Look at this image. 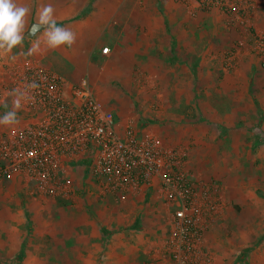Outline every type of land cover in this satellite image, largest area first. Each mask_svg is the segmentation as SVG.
<instances>
[{
    "label": "crops",
    "instance_id": "0c3cea01",
    "mask_svg": "<svg viewBox=\"0 0 264 264\" xmlns=\"http://www.w3.org/2000/svg\"><path fill=\"white\" fill-rule=\"evenodd\" d=\"M36 1L2 0V18L14 24V29L7 32L2 28L0 32V133L32 121L15 107V96L10 91L7 75L11 66L31 61L20 60L18 54L21 50L26 49L24 54L27 55L37 54L46 66L38 62L39 65L47 69L51 67L52 59L69 60L75 68L74 74L63 76L52 67L49 70L73 85L85 78L81 76L83 72L87 73L89 78L86 79L92 84L94 67L99 69V65L107 60L113 69L111 74L120 75L121 69L137 66L148 72L157 84L163 83L161 78L168 70H175L174 84L189 85L193 99L206 100L210 107L207 115L202 109L199 114L188 117L194 129L189 131L185 128L183 135L189 132L185 142L190 139L189 143L195 151L203 149L202 153L194 156L212 165L210 171L217 166L215 169L229 190L237 188L228 179V174L235 171L240 178L243 177L240 166L247 162L218 158L216 154L220 156L221 153L214 149L225 148L223 142L230 148L239 145L234 134L245 127L258 129L251 148H264V108L250 112L249 107L257 106V100L245 91V88H252L254 78L264 82V69L258 56L249 51L250 47L232 48L235 53L231 58L233 62L227 63L229 65L222 57L237 37L240 28L238 18L245 19L246 14H250L251 30L264 32V0H250V7L239 12L241 15L238 17L232 11L240 5V0H223L228 4L227 10L216 6L203 10L195 0L186 3L180 0ZM31 3L37 4V7L44 4L53 7L47 20L64 21V24L55 27L53 33L48 32L39 38H35L37 33L31 39L24 38L29 25L21 17L22 7ZM43 37L46 38L40 46L41 50L34 49L33 46L37 47ZM93 47L99 52L91 68V62L84 61L80 56ZM101 48H108L110 55L103 54ZM203 62L210 65L205 85L210 84V88L203 87L205 78L201 77V72L206 69ZM229 66L238 71L231 74L226 69ZM167 78L168 84L170 77ZM199 82L203 84L202 88ZM95 93L100 99L102 95ZM221 95L224 97L221 98ZM100 100L106 107L112 106L106 100ZM208 115L213 119L209 120ZM256 117L257 121L250 120ZM125 123L123 114L117 117L118 131ZM141 126H136L138 132H150L147 127L143 128V124ZM209 126L215 127L217 133L210 136L211 141L200 135ZM232 131L234 133L229 135ZM215 157L219 163H214ZM90 159L91 156L86 155L68 163L72 186L68 200L55 201L57 199L32 194L31 185L20 176L0 179V264L6 261L8 264L11 261L16 264H22V261L33 264H172L167 241L173 208L166 204L157 182L138 192L103 195L98 180L88 172ZM209 159H212L211 164ZM184 165L189 173L197 171L189 158ZM205 173L207 176L208 173ZM258 175H261L260 170ZM223 218L222 214L214 217V223H210L204 235L203 247L212 255L214 264L227 263L223 253L215 255L212 251L217 244L222 245L216 232L221 227L219 220Z\"/></svg>",
    "mask_w": 264,
    "mask_h": 264
},
{
    "label": "built area",
    "instance_id": "2783aa9c",
    "mask_svg": "<svg viewBox=\"0 0 264 264\" xmlns=\"http://www.w3.org/2000/svg\"><path fill=\"white\" fill-rule=\"evenodd\" d=\"M195 1L203 10L228 9L223 0ZM250 5V0H240L232 12L238 17ZM254 49L264 62V35H257ZM108 51L102 49L103 54ZM7 72L15 107L32 121L0 133V179L20 176L32 194L69 199L68 163L89 155L88 172L103 195L138 192L156 181L173 208L167 241L172 264H214L203 247L204 235L209 218L221 206V195L184 169L179 150L151 133L138 132L131 120L118 131V111L102 103L86 78L69 84L35 61L15 64Z\"/></svg>",
    "mask_w": 264,
    "mask_h": 264
},
{
    "label": "rangeland",
    "instance_id": "374dc122",
    "mask_svg": "<svg viewBox=\"0 0 264 264\" xmlns=\"http://www.w3.org/2000/svg\"><path fill=\"white\" fill-rule=\"evenodd\" d=\"M1 6L2 0H0V9ZM22 10L23 13L21 14V17L22 19H26L29 26L33 23L52 24L51 26L38 31L35 38H39L48 32L53 33L55 27H61L64 24V21L55 22L47 20L48 13L50 14L49 16H51L53 10V7H50L49 5L44 4L37 7V4L31 3L24 5ZM246 17L244 19L246 22L240 24V28L237 30V37H235L234 43H231L232 45H230V48L228 49L229 51L227 50L228 52L226 51L227 53L225 52L226 54L224 53L222 58L225 59V64L228 62L231 63L233 62L231 58L235 53L233 50L234 48L239 49L241 47L243 49L244 47H248L249 49L250 47L251 50L249 51L258 56L260 59V65L262 69H264L262 56L254 49L255 38L257 35H264V32H253L251 30L252 22L250 14H246ZM6 20L8 23H6ZM9 26L14 29V24L8 19L2 18V11L0 10V32H2V28L9 32ZM44 38L46 37L40 38L37 47L33 46L34 49L39 48V50H41L40 46L43 44L42 42L45 40ZM94 50L95 48L93 47L90 52L86 50L83 52L84 54L80 56L84 61L87 62L89 60L91 62V68L94 65L93 60L97 57L96 54L98 55L99 52L98 50H95L96 52L91 53ZM24 53H26V49L21 50L18 54L20 60L29 59L46 66L40 61V57L36 56L37 54L27 55ZM109 55L110 52L107 53V56ZM227 58H229V60ZM105 62L106 63L103 62L99 65V69L96 70L95 67L93 69L95 71L93 74V81L92 84L89 83L92 85L91 87H94L93 90L100 93L99 96L102 95V100H106L108 104L110 103L109 105H112L109 108L117 110L119 116L123 114L125 121L131 120L135 126L138 127L143 124V128L147 127L146 129L150 131L149 133L152 132L151 134L160 138L165 144H167V146L179 150L183 155L184 161L189 158L193 167L197 170L194 173L191 171V174L194 175L198 183L216 187L218 194L221 195V206L219 207L218 212L209 218L210 226V223H214L212 220L214 217H218L221 214L224 217L219 220V226L221 227L216 232L218 236L220 235L222 245L217 244L212 249V251L215 252V255L216 253H223L222 255L227 261V263L225 262L226 264H264V173H262L264 170V148H251L252 141L254 140L253 138L258 133V129L245 127L240 133L235 132L234 135L236 140H238L239 145L232 146L233 148L226 147L227 145H224V142L223 144L219 143L218 145L222 144L226 149L223 148L216 150L213 148L215 151L221 153L220 156L216 154L218 158L228 157L229 159L235 158L239 161L245 160L247 162V164L240 166V169L244 172L243 177L240 178L235 171L228 174V179H231V182L235 183L237 187L229 190L226 186L227 183L221 181L218 173L219 171L215 169L217 166H213V169L210 171L209 168L212 167V165L205 164V161L202 162L200 158L196 157L198 152L202 153L203 149H197V151H195L192 149L190 145L191 143H189L190 139L189 142H185V139L189 138V132L186 135H183L185 128H188L187 130L189 131L194 129L193 122L189 121L190 119L188 118L190 115L197 114L199 110L202 109L204 110V115H207L210 109V107L207 106L208 101H203L201 98H199L201 101L194 100L193 91L192 89L190 90L191 87H189V85H175L173 79L174 74L177 72L175 70H168L161 78L163 83L159 82L160 84H157L156 80L151 78L149 73L145 72L140 67L136 66L129 69H121L119 71L120 75H116L111 74L113 72V69L110 67L111 63H108V60ZM17 64H20V62ZM50 65L56 73L63 76H69L70 74L75 73L73 72L75 71L74 66H72L71 62L67 59H52ZM203 66L204 68L206 66V69L202 70L201 77L205 78V83L203 86V84L199 82L201 84L200 88H202V86L210 88V84L205 86L206 76L209 74L210 65H204L203 62ZM51 67H49V69H51ZM226 69L227 71H230L231 74L238 71L237 68H232L230 66ZM81 76L89 78L86 72H83ZM167 77H170L168 84L166 83L168 80ZM243 86L244 84L242 87ZM251 86L252 88L250 89L246 90L245 88V91L257 100V106L255 105L254 107L251 105L249 107V109L251 108L249 111L253 112L252 110L254 109H260L261 107L264 108V82L256 81L254 78V82H252ZM180 92L183 94L181 93L182 95H180ZM207 92L209 91L207 90ZM204 94L205 92L203 95ZM221 96V98L224 97V95ZM16 113L18 114L19 112L16 111ZM208 119H213V116L208 115ZM250 120H253V122L257 121L258 117ZM20 123V120H18V125H20ZM208 128L209 129H203L200 135L203 136V139H210L211 141L212 138L210 136L216 135L217 133L215 127L209 126ZM233 133L234 132L232 131L229 135H232ZM194 154L196 156H194ZM222 154L224 156H221ZM213 159L214 163H219L216 157ZM211 160L212 159H209V164H211ZM258 170L261 171V175H258ZM205 172L208 173L207 176L205 175ZM236 182L239 183V185H237ZM51 200L55 199L53 198ZM58 200L64 199L57 198L55 201ZM0 240H2V231H0ZM8 263L9 262L7 261L2 262V264ZM21 263L33 264L29 261H22ZM10 264H16V262L11 261Z\"/></svg>",
    "mask_w": 264,
    "mask_h": 264
},
{
    "label": "water",
    "instance_id": "95a60500",
    "mask_svg": "<svg viewBox=\"0 0 264 264\" xmlns=\"http://www.w3.org/2000/svg\"><path fill=\"white\" fill-rule=\"evenodd\" d=\"M52 24L48 23H33L27 28L26 32L24 33V38L31 39L38 31L44 29Z\"/></svg>",
    "mask_w": 264,
    "mask_h": 264
}]
</instances>
